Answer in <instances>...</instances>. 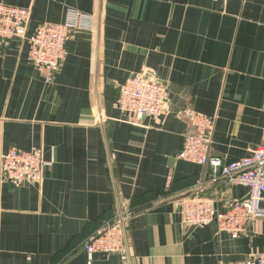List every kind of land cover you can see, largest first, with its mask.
Segmentation results:
<instances>
[{
	"label": "crops",
	"instance_id": "crops-1",
	"mask_svg": "<svg viewBox=\"0 0 264 264\" xmlns=\"http://www.w3.org/2000/svg\"><path fill=\"white\" fill-rule=\"evenodd\" d=\"M31 10L29 32L94 17L75 32L53 82L29 61V43H0V151L40 148L39 181L15 187L0 171V264H221L255 259L264 218L233 238L214 221L190 226L196 195L222 209L249 188L213 180L181 160L191 115L215 119L210 154L237 161L264 142V0H0ZM149 68L171 110L133 125L122 85ZM190 194V196L185 197ZM120 208V210H119ZM125 252L85 251L119 213Z\"/></svg>",
	"mask_w": 264,
	"mask_h": 264
},
{
	"label": "built area",
	"instance_id": "built-area-1",
	"mask_svg": "<svg viewBox=\"0 0 264 264\" xmlns=\"http://www.w3.org/2000/svg\"><path fill=\"white\" fill-rule=\"evenodd\" d=\"M31 16L30 8L0 3V43L15 38L28 41L29 61L42 73L45 81L51 83L65 59L68 40L77 31H93L94 17L82 12H70L63 23L42 22L33 32H29ZM118 108L133 125H142L145 119L163 118L171 110L168 86L152 78L149 68H145L130 75L122 85ZM190 120L192 131L185 137L179 158L208 165L213 180L224 178L230 185L246 186L250 191L247 198L222 209L216 208L211 200L199 195L186 198L182 203L183 221L190 226L215 221L221 231L229 232L233 238H237L247 224L264 218V142L252 150L250 155L225 163L210 154V137L215 119L193 113ZM47 164L40 148L0 151L1 176L15 187L26 181H39ZM130 216V212L119 213L117 218L107 222L88 239L85 251L90 259L96 252H125V236L120 220ZM221 264H264V248L255 259L224 261Z\"/></svg>",
	"mask_w": 264,
	"mask_h": 264
},
{
	"label": "water",
	"instance_id": "water-1",
	"mask_svg": "<svg viewBox=\"0 0 264 264\" xmlns=\"http://www.w3.org/2000/svg\"><path fill=\"white\" fill-rule=\"evenodd\" d=\"M188 196H190V194L186 195L185 197H188ZM119 210H120V208H119ZM120 223H121L123 231H124L125 219L121 218Z\"/></svg>",
	"mask_w": 264,
	"mask_h": 264
}]
</instances>
